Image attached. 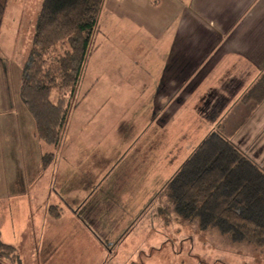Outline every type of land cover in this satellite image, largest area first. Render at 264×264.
Listing matches in <instances>:
<instances>
[{
  "label": "crops",
  "instance_id": "0c3cea01",
  "mask_svg": "<svg viewBox=\"0 0 264 264\" xmlns=\"http://www.w3.org/2000/svg\"><path fill=\"white\" fill-rule=\"evenodd\" d=\"M100 14L112 22H121L117 25L119 27L127 19L144 33L126 39L120 36L116 42L124 40L132 45L130 55L135 60L136 69L140 74L150 76L142 81L143 87L150 85L153 90L146 106L149 111L139 132V142L133 145L135 150L138 145L136 167L144 173L139 176L143 177L141 181L146 189L137 194L136 188H123L117 196H107L103 203L107 204V210L102 212L99 211L102 204L94 200L92 191L85 200L76 199L75 189L70 190L61 184L62 175L59 176L55 169L54 178L48 180L46 201L36 211H40L36 217L41 228L39 249H35L34 243H29V238L35 240L36 235L34 215L37 213L31 209L27 219L14 215L9 223L13 237L21 240L20 243L5 241L0 228V237L5 243L36 250L31 256L34 264L40 262L41 245L49 248L57 240L59 233L52 230L49 221L58 223L67 217L78 229L86 227L87 232L92 231L86 225L89 221L97 229L93 235L102 236L106 230L100 231L103 221L99 218L105 216L106 228L111 225L107 223L109 220L123 223L117 227L119 230L113 229L117 232L112 238L118 244L124 241L147 214L146 211L154 207L155 181L158 179L161 184L163 174L168 180L212 130L227 137L241 153L264 170V100L257 105L242 101L244 92L264 71V0H105ZM2 81L7 91L8 77ZM6 103L4 99L0 100V107L7 106ZM5 112L8 114L10 111L0 110V114ZM131 119H128V124L133 123ZM113 136L114 131L82 134L84 141L82 137L77 141L75 150L78 153L71 156V160L76 162L75 168L92 161L87 169L99 167L107 170L114 160V150L108 148L109 144L112 145L109 139ZM34 138L37 139L35 132ZM63 138L62 134L61 141ZM126 148L129 152L130 147ZM44 155L38 157L36 163L43 172L49 171L50 166L44 165ZM52 158H56V153ZM16 165L12 169L15 172ZM19 178L20 181L12 179L18 184L17 192L11 194L13 198L27 197L36 183L35 177L26 182L22 174ZM131 181L135 183L136 180ZM67 192L73 193V197L67 199L70 205L66 201ZM65 203L68 212L63 210ZM44 223H47L46 227ZM44 238L49 241L48 246L44 244ZM105 240L112 241L111 238Z\"/></svg>",
  "mask_w": 264,
  "mask_h": 264
},
{
  "label": "rangeland",
  "instance_id": "374dc122",
  "mask_svg": "<svg viewBox=\"0 0 264 264\" xmlns=\"http://www.w3.org/2000/svg\"><path fill=\"white\" fill-rule=\"evenodd\" d=\"M41 1L8 0L0 31V100L4 99L8 104L1 106L0 110L10 111L8 114H0V228L3 230L2 237L5 241L20 243L21 240L13 237L9 223L14 215L27 219L31 209L37 213L34 215L36 235L35 240L29 238V243H34L36 250L41 242V228L37 222L40 211H36L37 207L46 201L48 180L54 178L55 169L59 176L62 175L61 184H65L70 190L75 189L76 199L85 200L92 191L94 200L102 204L99 207L102 212L107 210V204H103L107 196H117L123 188H136L137 194L146 189L141 181L143 177L139 176L144 173L136 167L139 161L138 145L137 150L133 145L139 142V132L149 111L146 106L153 94L150 85L143 87L142 81L150 76L140 74L136 69L135 60L130 55L133 51L132 45L124 40L121 43L116 42L120 36L126 39L144 33L127 19L124 20V25L119 27L117 25L121 22H112L109 17L100 14L90 54L71 100L75 106L69 111L63 131L65 138L60 146L58 145L57 151L55 147L37 137L39 141L35 139L33 119L18 99V89L21 67L28 56ZM5 76L10 83L7 91L4 87L6 84L2 81ZM51 98L56 100L55 92L51 94ZM130 118L133 123L128 124ZM91 131H114L113 138L109 139L112 145L108 146L109 150H114V160L111 165L108 162L107 170H101L99 167L87 169L92 165V161L75 168L76 162L71 160V156L78 153L75 150L77 141H81L82 134ZM126 146L130 147L129 152L126 151ZM49 153H56V158L49 159V171L43 172L36 163L38 157ZM13 164H17L16 172L12 170ZM21 174L25 182L34 177L36 179L35 185L30 188L29 197L27 196L29 199L26 196L11 197V194L17 192L18 186L12 179L20 181ZM164 175L161 184L160 180L155 181L157 190L154 193V207L146 211L147 214L140 219L133 233L124 241L118 244L112 238V235H116L113 233L117 232L113 229L119 230L123 223L109 220L107 223L110 222L111 225L106 228L105 216L99 218L103 221L99 226L100 231L106 230L102 236L93 235L97 229L89 221H86L89 230L92 229L89 232L86 227H75L67 217L58 223L49 221L47 223L52 230H57L59 234L52 247L41 245L38 264H58V261H61L59 264H264V249L233 242L228 235L217 229L200 230L196 219L180 218L166 194L167 178H164ZM132 179L136 180L135 183ZM81 180L83 183H80ZM21 189L24 191V188ZM67 193L69 196L67 195L66 201L70 205L67 199H71L69 197H73V193ZM89 199H92V196ZM65 206L66 203L63 210L68 212ZM47 223H44L45 227ZM109 238L112 239L111 243L105 240ZM48 243L44 238V244L48 246ZM14 247L19 259L12 262L0 258V264H34L31 256L36 250L24 245Z\"/></svg>",
  "mask_w": 264,
  "mask_h": 264
},
{
  "label": "trees",
  "instance_id": "16d2710c",
  "mask_svg": "<svg viewBox=\"0 0 264 264\" xmlns=\"http://www.w3.org/2000/svg\"><path fill=\"white\" fill-rule=\"evenodd\" d=\"M105 0H42L28 56L20 71L18 99L33 119L35 136L60 144L71 103L98 29ZM8 0H0V31ZM56 93V100L51 94ZM264 100V71L242 101ZM52 153L43 156L47 165ZM176 214L217 229L233 242L264 249V170L219 131L212 130L165 183ZM17 249L0 237V258Z\"/></svg>",
  "mask_w": 264,
  "mask_h": 264
}]
</instances>
